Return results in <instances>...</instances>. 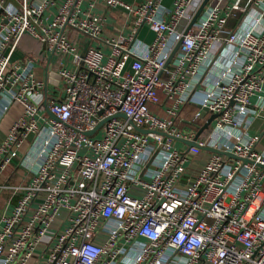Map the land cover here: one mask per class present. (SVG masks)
I'll return each instance as SVG.
<instances>
[{
    "label": "built area",
    "instance_id": "obj_1",
    "mask_svg": "<svg viewBox=\"0 0 264 264\" xmlns=\"http://www.w3.org/2000/svg\"><path fill=\"white\" fill-rule=\"evenodd\" d=\"M83 1L0 0V264H264V0Z\"/></svg>",
    "mask_w": 264,
    "mask_h": 264
},
{
    "label": "crops",
    "instance_id": "obj_2",
    "mask_svg": "<svg viewBox=\"0 0 264 264\" xmlns=\"http://www.w3.org/2000/svg\"><path fill=\"white\" fill-rule=\"evenodd\" d=\"M125 1L132 3V4H137V3L141 2L142 0H125ZM163 1L165 4H171L172 3V0H163ZM82 4H88V0H84L82 2ZM108 15H109V17L107 19L108 20V27L105 30V32H109L112 25L120 26L123 24V22H124L123 17L124 16L122 13V8L119 7V8L110 9L108 11ZM25 36H28V35H25ZM138 36L145 39V40H149V41L153 38L152 32H150L146 26H142L139 29ZM41 49H42V45H41ZM40 50L38 52H40ZM189 108L192 109V106ZM15 115H16V111L12 110L2 120L1 126H0V140L5 135V131L9 125V123L12 121V119H14ZM262 129H264V122L257 120L254 123L252 130L253 131H260ZM24 175H25L24 171L22 169L18 168L15 164H13L12 166H9L4 171L3 179L6 182H9L10 184H18V183H22L23 181L26 180V177ZM15 200H16V197H11V193L9 190H3L0 192V216L7 208L9 209L12 207Z\"/></svg>",
    "mask_w": 264,
    "mask_h": 264
},
{
    "label": "water",
    "instance_id": "obj_3",
    "mask_svg": "<svg viewBox=\"0 0 264 264\" xmlns=\"http://www.w3.org/2000/svg\"><path fill=\"white\" fill-rule=\"evenodd\" d=\"M207 1H208V0H203V1H202V3L200 4V6L198 7L197 11L195 12L194 16L192 17L190 24H192V23L196 20L197 16L199 15V13H200L201 10H202V7L204 6V4H206ZM177 46H178V44H176V45L174 46V48H173V50L171 51V54H170L169 58L167 59V61H169V60L171 59V57L174 55L175 51L177 50ZM50 74H51L52 76H55V73H54V72H51ZM49 80H50V81H53V79H49ZM119 115H121V116L124 117L123 114H119ZM214 116H215V114H212V115L207 119V121H206V122H205V123H204V124L198 129V130H197V132H196V134H195V138L197 137V135L200 134V132H201L203 129H205V128L208 127L209 122L211 121V119H212ZM134 128H135L136 130H138V131H141V132H145V131H146L145 129H143V128L139 127V126H134ZM189 144H190V143H189ZM215 151L223 153V151H221V150H215ZM263 167H264V166H263ZM205 264H207V263H205Z\"/></svg>",
    "mask_w": 264,
    "mask_h": 264
},
{
    "label": "rangeland",
    "instance_id": "obj_4",
    "mask_svg": "<svg viewBox=\"0 0 264 264\" xmlns=\"http://www.w3.org/2000/svg\"><path fill=\"white\" fill-rule=\"evenodd\" d=\"M19 47L21 50L27 51L32 54H36L41 49L40 43L30 36H24L19 42Z\"/></svg>",
    "mask_w": 264,
    "mask_h": 264
},
{
    "label": "trees",
    "instance_id": "obj_5",
    "mask_svg": "<svg viewBox=\"0 0 264 264\" xmlns=\"http://www.w3.org/2000/svg\"><path fill=\"white\" fill-rule=\"evenodd\" d=\"M193 108V107H192Z\"/></svg>",
    "mask_w": 264,
    "mask_h": 264
}]
</instances>
